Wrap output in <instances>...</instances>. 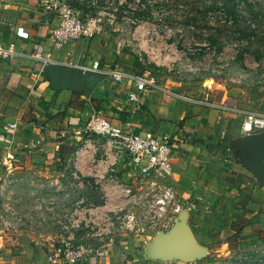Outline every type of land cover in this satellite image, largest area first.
<instances>
[{"label": "crops", "instance_id": "crops-1", "mask_svg": "<svg viewBox=\"0 0 264 264\" xmlns=\"http://www.w3.org/2000/svg\"><path fill=\"white\" fill-rule=\"evenodd\" d=\"M56 24L39 0H0V44L12 51L0 57V141L10 161L18 163L20 178H48L53 193H67L63 202L73 209L70 230L53 229L52 236L70 240L92 207L123 204L109 175L128 183V163L104 139L86 132L95 112L117 126L130 120L140 135L170 136V180L188 208L177 225L184 223L199 246L225 235L246 253L264 254V130L242 131L245 114L263 112L264 104L245 111L229 96L215 97L211 108L203 101L169 104L149 91L138 110L127 96L133 60L103 34L56 47L50 39ZM33 52L41 58L31 57ZM94 61H99L98 73L90 69ZM110 69L123 73V83L106 73ZM160 237L121 234L117 247L103 257H88L86 264L199 263L188 253L162 251ZM180 248L175 242L168 250ZM46 255L24 256L18 264H46ZM9 262L0 252V264Z\"/></svg>", "mask_w": 264, "mask_h": 264}, {"label": "rangeland", "instance_id": "rangeland-1", "mask_svg": "<svg viewBox=\"0 0 264 264\" xmlns=\"http://www.w3.org/2000/svg\"><path fill=\"white\" fill-rule=\"evenodd\" d=\"M62 1L78 11L93 36L103 34L132 59L131 75L145 74L152 82L147 92L159 93L169 104L196 105L220 96L245 111L264 104V0ZM0 145L2 257L18 264L24 256L48 254L66 243L96 249L109 242L84 237L98 225H79L71 240L54 238L53 229L70 230L67 193H53L48 178H20L18 163ZM52 199L59 202L52 206ZM202 246L204 252L194 257L198 264H264V254L246 253L233 237L219 235Z\"/></svg>", "mask_w": 264, "mask_h": 264}, {"label": "built area", "instance_id": "built-area-1", "mask_svg": "<svg viewBox=\"0 0 264 264\" xmlns=\"http://www.w3.org/2000/svg\"><path fill=\"white\" fill-rule=\"evenodd\" d=\"M43 11L57 18L52 27L50 39L54 46L61 47L68 43L89 40L94 35L92 29L85 25L79 14L70 4L62 0H39ZM12 51L0 44V57L10 55ZM40 53L33 52L31 57L40 59ZM98 73L99 61H94L90 68ZM116 82L123 83V73L114 69L106 71ZM130 89L128 100L136 109L144 105L147 86L152 82L145 74H134L128 77ZM212 107L211 101L202 102ZM14 128L13 124L9 125ZM86 132L105 140L114 149L119 158L127 160L128 183L120 182L111 173L109 181L121 190L123 204H116L102 210L92 207L85 228H94L97 232L84 231V237L97 236L107 238L109 242L100 248H86L83 245L73 246L68 243L55 246L46 255V264H86L90 256L103 257L120 244L119 235H145L156 233L160 236L168 234L180 220L188 208L178 200L172 177L171 139L169 135H156L151 131L143 135L132 130V123L127 120L124 126H117L99 113H92L85 125ZM264 130V111L246 113L242 123V131ZM111 168V167H109ZM109 172L113 169H108ZM79 227L76 225L75 229ZM73 239V238H72ZM71 240V239H70Z\"/></svg>", "mask_w": 264, "mask_h": 264}, {"label": "water", "instance_id": "water-1", "mask_svg": "<svg viewBox=\"0 0 264 264\" xmlns=\"http://www.w3.org/2000/svg\"><path fill=\"white\" fill-rule=\"evenodd\" d=\"M185 217L186 212H183L178 223L184 221ZM159 241L162 251H165L166 253H173L174 255L188 253L190 257H196L204 252V248L196 243L184 223L176 225L168 234L161 236ZM175 242L179 243L181 246L180 250L176 252L172 249L168 250L170 244Z\"/></svg>", "mask_w": 264, "mask_h": 264}]
</instances>
